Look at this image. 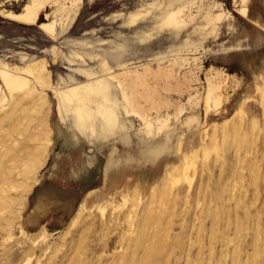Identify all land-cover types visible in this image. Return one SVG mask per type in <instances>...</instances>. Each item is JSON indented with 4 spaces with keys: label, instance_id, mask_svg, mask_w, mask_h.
Masks as SVG:
<instances>
[{
    "label": "rangeland",
    "instance_id": "1",
    "mask_svg": "<svg viewBox=\"0 0 264 264\" xmlns=\"http://www.w3.org/2000/svg\"><path fill=\"white\" fill-rule=\"evenodd\" d=\"M247 6L0 0V264H264V0ZM105 84L132 136L165 138L158 164L103 167L118 123L75 114Z\"/></svg>",
    "mask_w": 264,
    "mask_h": 264
},
{
    "label": "bare ground",
    "instance_id": "2",
    "mask_svg": "<svg viewBox=\"0 0 264 264\" xmlns=\"http://www.w3.org/2000/svg\"><path fill=\"white\" fill-rule=\"evenodd\" d=\"M238 1H239V6H240L239 7L240 13L242 14V16L244 18L248 17L249 10H248L247 5H248L249 0H238ZM227 13H229V12H227ZM222 18H223L222 14L219 15V17H215L213 14L210 13V14L205 16V22L206 23L210 22L212 30L214 31L216 24L218 22H221ZM162 24L164 25L166 23L163 22ZM254 34H255V32H254ZM224 36H226V35H224ZM251 37H252V35H251ZM240 41H241V39H240ZM84 73H85V75L90 74V72L89 73L84 72ZM101 93L103 96L101 97V100L98 103V105H100V107H98L97 109H93V108H91V109H88V108L78 109L76 111V114H75V117H76L75 121H77V124H78L80 129L85 130L87 132L93 128V122L95 120V121H97L96 122L97 124L105 127L104 132L106 135L110 134L113 131V128H115V125L118 123L117 127H118L119 131L114 134L115 136L112 135V137H115L113 142H110L108 144H104L105 147L103 148V151L108 148V151L112 152L113 155L109 161H106L107 156L105 157V163H104L103 167L106 166V168H109L108 173H111L115 169L117 171V168H119L122 165L131 166L134 163L138 164V165H145V164L156 165V164H158L162 160V157H163L162 155L166 152V147H169L168 143L166 144L165 138H160L158 141H154V142L150 141L141 132V129L138 130V128H137L136 132L134 133V135L132 136L130 133V130L133 129L132 128V122L130 120L122 121V119H120L121 110L123 109L125 115L128 114V110L126 109L124 104L120 102L119 97L117 96V93L114 92L108 84L103 85V89H102ZM89 119L92 122L87 123V120H89ZM119 121H121V123ZM134 125H135V123H134ZM137 126H138V124H137ZM134 138H135L136 142H133ZM117 143L121 144L123 146V152H124L123 155L121 153H119V151L117 150V147H116ZM99 150H96V152L98 154L103 152V151H99ZM171 150H172V148H171ZM171 152H173V151H171ZM171 154L173 155V153H171ZM99 155H101V154H99ZM95 157L96 156H94V158L91 160H87L86 164L83 167H80L79 169H77L75 171L74 170L71 171V173L68 174L69 178L70 179L78 178V177L81 178L82 174H84L85 172L87 173L89 171L88 168H92L93 166L96 165L97 159ZM125 174H126V172H125Z\"/></svg>",
    "mask_w": 264,
    "mask_h": 264
}]
</instances>
